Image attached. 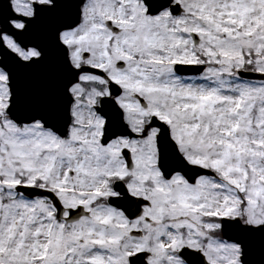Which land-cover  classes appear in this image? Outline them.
I'll return each mask as SVG.
<instances>
[{"label":"snow or ice","instance_id":"1","mask_svg":"<svg viewBox=\"0 0 264 264\" xmlns=\"http://www.w3.org/2000/svg\"><path fill=\"white\" fill-rule=\"evenodd\" d=\"M0 264H264V0H0Z\"/></svg>","mask_w":264,"mask_h":264}]
</instances>
